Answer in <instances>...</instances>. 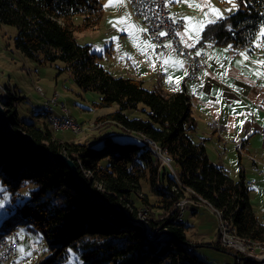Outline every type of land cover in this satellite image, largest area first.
Instances as JSON below:
<instances>
[{"label":"trees","instance_id":"obj_1","mask_svg":"<svg viewBox=\"0 0 264 264\" xmlns=\"http://www.w3.org/2000/svg\"><path fill=\"white\" fill-rule=\"evenodd\" d=\"M238 3L237 12L204 28L201 41L230 49L250 43L264 24V0ZM103 12L102 0H0V24L17 29L14 47L40 65L64 63L63 70L72 74L81 90L99 95L96 107L116 106L114 112L100 120L154 142L179 167L178 180L168 169L159 167L139 141L117 142L108 137L101 149L94 150L84 143L56 138L54 130L47 126L40 128L19 121L16 113L11 114L12 98L2 99L1 103L14 132L29 135L37 146L49 152L65 154L96 196L122 206L132 218L143 214L144 206L149 204L147 196H138L140 181L148 176L151 192L159 197L149 205L161 212H148L144 219L151 230H166L164 239L156 242L145 238L142 229L129 223L120 212L89 200L75 187L64 165L14 145L1 133L0 177L11 189L27 180L35 183L38 190L18 207L22 219L9 217L0 229L33 225L41 231L54 252L37 264H59L69 250L78 252L85 264H203L186 244L187 226L177 222V213L171 212L179 199L189 197L219 211L236 236L264 243V225L253 212L243 171L237 180L228 177L222 166L210 162L203 142L192 138L196 120L187 89L183 86L166 91L160 80L148 89L142 80L115 77L99 63L90 45L77 41L75 33L98 29ZM139 104L148 108L147 120L126 116ZM78 161L83 170L90 171L89 177L83 175ZM59 199L61 204L56 201Z\"/></svg>","mask_w":264,"mask_h":264},{"label":"rangeland","instance_id":"obj_2","mask_svg":"<svg viewBox=\"0 0 264 264\" xmlns=\"http://www.w3.org/2000/svg\"><path fill=\"white\" fill-rule=\"evenodd\" d=\"M172 1L175 3L174 0ZM172 1L171 4L167 5V8L171 14H174L176 13L177 5L175 4L172 6ZM205 1L204 4H211L219 9L223 13L224 18L229 17L239 9L238 0H232L231 3L226 2V0ZM102 4L104 12L98 29L95 30L94 28L90 31L77 32L75 33V38L80 44L90 45L92 51L98 55L99 63L113 76L131 77L130 63L135 61L136 51H138L137 46H135L136 41L138 40V44L144 41H142L139 33L134 37L129 35L128 31H122L127 25L113 24L110 23V21H117L127 13L130 17L129 23L137 25L139 28H142V26L140 21L133 17L129 6V0H124V6H106L109 5V0H102ZM233 4L236 5V7H233ZM229 8L232 10L226 11ZM204 11H208V9L205 8ZM261 27H264V24L261 25ZM259 30L250 43L243 47L249 51H253L254 55H264V48L256 47L258 42L264 43V38H259ZM16 35L17 29L15 26L0 24V103L2 99L6 100L12 98V115L16 113L18 120L21 122L34 124L40 128L44 126L51 128V116L60 118L62 110L68 114L75 127L74 129H63L62 131L54 130L55 137L65 142L84 143L94 150H99L103 147L104 140L106 139L104 138L105 135L110 136L116 132L121 134V136H112L111 138L117 142L139 141L142 143L141 139L144 137L136 134L124 133L122 129L114 123H107L106 121L100 120L109 113L114 112L116 106L109 108L96 107L95 104L99 100V95L95 92H85L81 90L74 83L72 74L69 71L63 70L65 67L64 63L55 62L53 64L40 65L36 61L25 57L14 47ZM150 53L156 55L154 49H150ZM175 54L177 53L175 52ZM252 58L255 59V57ZM260 71L264 73V67L261 66ZM258 77L264 82V75ZM144 86L149 89L148 83H146V85L144 84ZM55 94L58 95L57 104H52ZM188 95L190 97L189 92ZM190 103L192 108L191 97ZM49 109H53L52 113H48ZM40 112H44L48 115L44 116L41 114L39 116ZM147 112L148 108L143 104H139L137 110L127 111L126 116L130 119L141 118L147 120ZM8 117L10 116L8 115ZM208 121L209 118H207L206 126L211 133L199 122L200 125H198V128L196 123V130L192 134V138L198 141L196 134L199 135L204 133V141L202 138L200 141L203 142L205 150L208 147V154L211 157H213V155L218 156V154L223 151V146L228 144L222 141L219 144L217 136L215 135L217 131L213 130L211 126L208 125ZM20 134L31 138L27 134ZM99 137L101 138L95 142V140H97L96 138ZM211 140L214 144H210ZM227 152L229 156L225 154L223 158L226 165L225 171L228 177L234 180L238 179L240 163L241 166L244 164L246 167L244 171L246 181L257 179V182H255L253 186H248L249 201L251 202L257 220L264 225V176H256V171L253 170L251 166H248L247 156H242V161H239V155L235 150H228ZM152 155L159 167L168 169L172 177L178 180V166L172 164V161H170L169 164H165L159 157L154 154ZM240 155H245V151L244 154ZM53 162L54 161H52V163ZM78 165L83 175L89 177L90 171L83 170L84 167L79 161ZM7 181L14 183L15 180L8 179ZM140 188L141 190L138 196H147L149 198V204L159 199V197L151 192L148 176L140 181ZM36 190H38V186L27 180L23 181L18 188L11 189L5 183L3 177H0V203L3 204V207L0 208V228L9 217L15 216L18 220L22 219L17 213V209L20 205L25 203L31 197L32 192ZM48 194L49 192H47V196ZM54 197L58 198L56 195H54ZM56 201L58 204H61L60 199ZM149 204L144 206L146 210L143 209V214H140L134 219L140 218L145 221L144 218L147 216L148 212H161V210H156V208H152ZM141 207L143 206H139V208ZM172 208L171 212L177 213L176 221L180 223L183 222L184 225L187 226L185 234L189 251L193 252L203 264H264V243L240 238L236 236L232 230H230V232L228 230L227 232L226 227L225 230L221 229L220 220H218L219 218L216 212L206 203L184 197L179 199ZM195 208L198 210L195 211ZM13 229L18 230L20 239L19 249L23 248V253L18 249V264H37L53 254L54 251L51 249L52 245L44 238L41 231L34 229L33 225H18ZM0 231L4 230L0 229ZM148 232L152 233L153 241L157 242L164 239L160 234L162 231L158 229L154 231L149 228ZM148 232H143L145 238H147ZM223 234H225L226 238H229L228 241L223 238ZM233 234L236 237H234ZM238 238L245 243L240 242ZM26 253H31V255H25ZM22 256L23 259H21ZM59 264H85V262L80 259L78 252L69 250L67 258Z\"/></svg>","mask_w":264,"mask_h":264},{"label":"crops","instance_id":"obj_3","mask_svg":"<svg viewBox=\"0 0 264 264\" xmlns=\"http://www.w3.org/2000/svg\"><path fill=\"white\" fill-rule=\"evenodd\" d=\"M192 2L204 4L206 1L192 0ZM175 4L177 8L174 14L182 17L203 18L201 11L188 7L187 3L173 2L172 6ZM185 23L188 22L185 21ZM140 24L143 29V24L141 22ZM189 35L194 36V33H189ZM181 38L183 43L186 41V45H192L190 47H194L198 52L206 55L207 68L200 73L198 82L188 80L187 63L180 55L175 54L172 46L167 47L169 42H165L163 49L155 52L154 44L145 40H142L144 42L140 44H138V40L136 41L135 46L138 51H136L135 61L130 63L132 75L129 78L142 80L145 85L148 83L149 89H152L158 80L162 82L166 91L181 89L184 86L191 97L192 116L196 119L197 128L201 122L211 133L206 126V121L207 118H215L220 124V130L214 134L217 136L219 144L221 141L228 144L223 146V151L218 156L213 155V157L208 154L209 148L207 147L206 154L210 162L225 169L224 155H228V150H235L239 155V161H242V156H247L249 158H247L248 166L256 171L257 177H263L264 175L259 171L264 170V87H262L264 82L255 74L257 71L263 72L260 71L261 65L255 61H264V55H254L253 51L245 48L230 49L229 46L203 42L201 38L198 41L189 39L187 35L181 36ZM145 42L153 47H146ZM142 48L143 51H141ZM150 49H154L156 55L150 53ZM241 53H246L250 61L245 60ZM177 60L182 62V66L175 63ZM165 61H169V63H165ZM237 62L242 63L238 64ZM169 77L172 78L171 82ZM203 134H196L199 142L201 138H205ZM112 136L120 137L121 134L116 132L110 136L105 135L104 138ZM100 138L94 139L95 142ZM239 142L244 144L245 155H240L238 152L237 144ZM212 143L211 140L210 144ZM239 165L244 175L246 167L244 164L241 166L239 163ZM245 182L246 184L251 183L250 186H253L257 179L245 180ZM197 210L195 208V211Z\"/></svg>","mask_w":264,"mask_h":264},{"label":"built area","instance_id":"obj_4","mask_svg":"<svg viewBox=\"0 0 264 264\" xmlns=\"http://www.w3.org/2000/svg\"><path fill=\"white\" fill-rule=\"evenodd\" d=\"M170 3L171 0H129L133 17L143 24V29H146V31L139 33L141 39L154 44L155 52L163 49L165 42H169L174 51L187 63L188 80L198 82L200 80V73L207 68L206 55L202 52H200V55H197L198 51L196 48L187 46L183 43L181 36L177 35V33L184 31L186 23L182 19V16L170 13L167 8V5ZM227 26L229 29L231 28L229 24ZM160 33H166V35H160ZM52 102V104H57V98L53 97ZM209 122L220 130V124L215 118L210 117ZM51 127L63 130L67 128L74 129L75 126L68 118H65L61 110L60 118L51 116ZM237 149L240 154L244 152L243 142H239ZM159 156H162L161 153H159ZM162 159L165 164H169L163 156ZM255 169L257 170L256 166ZM259 173L264 175V170L259 171ZM250 185L251 183H248V186ZM148 234L151 235L150 233ZM222 236L228 241V238L224 234ZM14 246L15 241H11L9 247H2L0 243L1 264H14L16 262L14 259H11V248Z\"/></svg>","mask_w":264,"mask_h":264},{"label":"water","instance_id":"obj_5","mask_svg":"<svg viewBox=\"0 0 264 264\" xmlns=\"http://www.w3.org/2000/svg\"><path fill=\"white\" fill-rule=\"evenodd\" d=\"M0 133L7 140L11 141L16 145L24 147L26 150H29L35 155L42 157L44 160L48 162L54 161L57 165L58 164L64 165L68 170L70 176L72 177L75 187L78 190H80L84 195L89 197L91 201L103 207H108L117 210L118 212H120L122 215L125 216L128 222H130L131 224L138 225L144 233L149 231L148 225L146 221H144L143 219L131 218V216L122 206L106 203L103 200H101L98 196H96L88 188L84 180L81 178L75 163L71 159H69L65 154L62 153L54 154L52 152H49L48 150H45L44 148L37 146L31 138L22 135L20 133L14 132L10 124V117H8V113L1 103H0Z\"/></svg>","mask_w":264,"mask_h":264},{"label":"snow or ice","instance_id":"obj_6","mask_svg":"<svg viewBox=\"0 0 264 264\" xmlns=\"http://www.w3.org/2000/svg\"><path fill=\"white\" fill-rule=\"evenodd\" d=\"M175 2H184L187 3L188 7L190 8H194L196 10H199L203 13V18L201 19H197L196 17H182V19H184L185 21H187L188 23L185 26V31L183 33H177V35H180L182 37L184 36H188L189 39H195V40H199L201 38V33L203 31L204 28L207 27V25L209 24H215L217 23L219 20L224 19L223 13L215 8L214 6H212L211 4H199V3H194L192 2V0H175ZM226 2L231 3L232 0H226ZM106 6H124V0H109V5ZM233 7H236V5L233 4ZM207 8L208 11H204V9ZM232 9L229 8L226 11H231ZM130 17L128 16V14L126 13L125 16L119 18L117 21H110V23L113 24H124L127 25L126 28L122 29V31H128L129 35L132 36H137L138 33L140 32H144L146 31V29H141L139 28V26L137 25H132L131 23H129ZM189 33H194L193 35H189ZM160 35H166V33H160ZM259 38H264V27H261L259 30ZM186 44L187 42L184 41ZM135 43V40H134ZM145 46L146 47H153L150 44H147V42H145ZM187 46H192V45H187ZM167 47H171V45H167ZM256 47H262L264 48V43H257ZM141 51H143V48L141 49ZM197 55H200V52H197ZM241 56L244 57V59H248L247 54L246 53H241ZM165 63H169V61H165ZM176 64L182 66V62L181 61H175ZM242 63V62H237ZM255 63L261 65L262 67H264V61H255ZM257 76H261L264 75V73H261L259 71H257L255 73ZM171 77H169V81L171 82ZM179 81L177 80V83ZM262 87H264V85H262ZM243 123V122H241ZM3 207V204L0 203V208ZM22 235V233H21ZM19 251H21L23 253V248L19 249ZM25 255L30 256L31 253H26ZM21 259H23V256L21 257Z\"/></svg>","mask_w":264,"mask_h":264},{"label":"bare ground","instance_id":"obj_7","mask_svg":"<svg viewBox=\"0 0 264 264\" xmlns=\"http://www.w3.org/2000/svg\"><path fill=\"white\" fill-rule=\"evenodd\" d=\"M54 97H56L57 100H58V95L55 94ZM49 111L51 112L50 109H49ZM63 113H64L65 118H68L69 121H71L70 118H69V116H68V114H66L64 111H63ZM208 125L211 126V128H212L213 130L219 132V130H218L216 127H214V125L210 124L209 121H208ZM51 128H52L53 130H55V131H62V130H60V129H56V128H54V127H51ZM141 141H142L143 144H144V143H148L149 145H148V144H145V145H146V146L148 147V149L152 152V154H154V155H156L157 157H159V158L161 159L162 162H163L162 156H163V158H165V159L168 161V163H170V161H172L171 158H170V156H169L165 151H163L162 149H160V148H159L154 142H152L151 140H149V139H147V138L144 137V138L141 139ZM150 145H151V146H150ZM237 145H239V143H238ZM159 153H161L162 156H159ZM241 154H244V152H241ZM163 163H164V162H163ZM254 168H255V166H254ZM247 185H248V184H247ZM214 211L216 212V215H217L218 218H219L218 220H220V226H221V229L225 230V227H226L227 232H228V230H229V232H230V230H231L230 225L222 219V217H221V213H220L219 211H216V210H214ZM223 223H224V224H223ZM160 231H162V233H160V234H161V236L163 237L164 234L166 233V230H160ZM148 233H150V232H148ZM150 234H151V235L147 234V239L152 240V239H153V237H152V233H150ZM224 235H225V234H224ZM233 236L236 237L234 234H233ZM162 237H160V238H162ZM228 239H229V238H228ZM238 240H239L240 242H242V243H245L243 240H241V239H239V238H238ZM11 241H15V246H14L13 248H11V259H14V260L16 261V262H14V264H18V263H17V260H18V256H17V254H18V249H19V246H20V239L18 238V230H17V229H12V230H4V231H0V243H1V246H2V247H9ZM0 264H1V262H0Z\"/></svg>","mask_w":264,"mask_h":264}]
</instances>
